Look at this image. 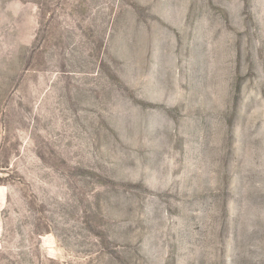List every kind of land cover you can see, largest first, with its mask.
<instances>
[{"label": "rangeland", "instance_id": "1", "mask_svg": "<svg viewBox=\"0 0 264 264\" xmlns=\"http://www.w3.org/2000/svg\"><path fill=\"white\" fill-rule=\"evenodd\" d=\"M0 264H264V0H0Z\"/></svg>", "mask_w": 264, "mask_h": 264}]
</instances>
